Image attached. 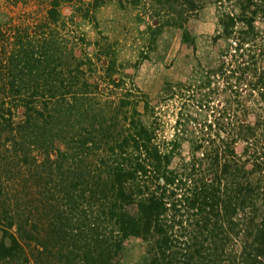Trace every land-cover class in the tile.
<instances>
[{"label": "trees", "instance_id": "trees-1", "mask_svg": "<svg viewBox=\"0 0 264 264\" xmlns=\"http://www.w3.org/2000/svg\"><path fill=\"white\" fill-rule=\"evenodd\" d=\"M48 1L42 44L13 38L0 53V156L21 152L14 171L33 165L24 188L40 185L39 168L55 169L58 182L13 205L0 188V264H121L130 239L146 242L145 264H264V0H211L217 66L194 84L164 83L156 105L125 91L122 120L107 103L85 107L98 87L66 67L71 57L47 29L71 0ZM150 1L194 49L184 24L200 0ZM179 97L168 137L156 107ZM29 146L45 163L33 164ZM58 201L82 218L64 217Z\"/></svg>", "mask_w": 264, "mask_h": 264}, {"label": "rangeland", "instance_id": "rangeland-1", "mask_svg": "<svg viewBox=\"0 0 264 264\" xmlns=\"http://www.w3.org/2000/svg\"><path fill=\"white\" fill-rule=\"evenodd\" d=\"M210 2L211 0H200V9L192 12L184 24L194 38V49L182 42L180 29L165 25V13L157 15V6L153 7L154 3L150 0L63 2L58 8V23L55 26L51 24L47 29L54 38L55 47L64 54V60L71 57V63L66 67L85 71L87 86L91 89L98 87L94 93L91 92L90 98L83 101L85 107L107 103L111 105V112L119 113L118 117L122 120L124 111L130 112V107L126 110L119 108L125 91L130 92L129 100L139 101L142 94H145L149 96L151 104L156 105L163 101L158 97L164 83L175 84L181 81L186 82V85L194 84L198 70L217 66L218 49L213 44V37L219 27L215 8ZM49 3L48 0H0V29L6 33L5 47L0 49L1 54L11 51L13 38L15 43L21 38L25 44H42L41 39L48 33L41 26ZM68 53H73L77 61L74 62L72 54L67 55ZM79 59L83 60L81 66L76 64ZM182 102L179 97L156 107V111L161 113L159 117L163 134L168 137L173 133L177 111ZM137 110L143 112L142 104ZM50 151L49 147V153ZM186 151L187 146L184 144L182 152ZM26 152L29 158L37 160L30 163L36 166L45 163L43 150L29 146ZM1 155L0 188L8 195L10 205H13L14 196L39 199L42 189L40 185L44 186V182L47 186L43 188H48V193L55 192L58 182L55 169L48 172L46 168L45 174L44 169L39 168V172L43 173L36 179L40 185L24 188L33 165H21L14 171V166L22 157L21 152L15 158L12 152H3ZM10 159L16 160L14 165ZM60 161L57 163L60 164ZM55 208L63 212L64 217H71L73 222L82 218L80 208L72 210L71 205L65 206L64 201H58ZM129 211L132 213L134 208H129ZM43 217L42 224L46 227L51 220ZM146 246V242L137 239L126 241L118 262L145 264Z\"/></svg>", "mask_w": 264, "mask_h": 264}]
</instances>
